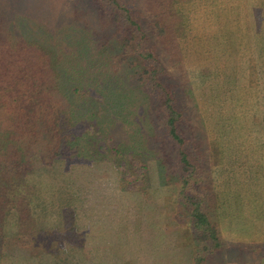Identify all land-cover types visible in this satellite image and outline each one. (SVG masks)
<instances>
[{"label": "trees", "instance_id": "1", "mask_svg": "<svg viewBox=\"0 0 264 264\" xmlns=\"http://www.w3.org/2000/svg\"><path fill=\"white\" fill-rule=\"evenodd\" d=\"M189 1L0 0V264H18L23 251L30 261L48 253L50 264H81L79 253L93 261L75 206L59 204L58 229L45 224L56 207L40 198L38 173L58 178L79 160L110 161L146 190L151 159L175 187L192 245L187 264H225L226 253L248 251L251 263H264V242L221 234L218 142L183 61L165 55L185 35L179 6ZM201 74L208 80L210 68Z\"/></svg>", "mask_w": 264, "mask_h": 264}, {"label": "rangeland", "instance_id": "2", "mask_svg": "<svg viewBox=\"0 0 264 264\" xmlns=\"http://www.w3.org/2000/svg\"><path fill=\"white\" fill-rule=\"evenodd\" d=\"M179 9L185 35L165 55L183 61L194 102L206 118L210 139L218 142L213 163L221 234L234 243L264 242V0H190ZM253 62L259 84H254ZM205 68L211 70L208 80L201 74ZM83 163L79 160L70 174L58 178L47 173L35 177L40 198L56 207L46 214L45 224L60 227L59 204L78 209V225L89 230L94 255L88 262L79 253L81 264L191 260L192 245L184 243L180 227L185 220L174 204L175 187L160 181L154 160L146 190L138 189L143 180L122 174L110 161ZM20 253L18 264H50L52 258L35 254L30 261L26 251ZM252 255L228 252L225 264H253Z\"/></svg>", "mask_w": 264, "mask_h": 264}]
</instances>
